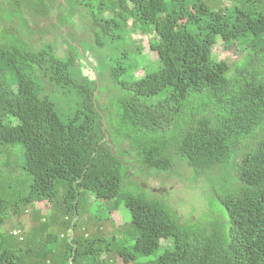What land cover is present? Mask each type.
I'll return each instance as SVG.
<instances>
[{"label": "trees", "instance_id": "16d2710c", "mask_svg": "<svg viewBox=\"0 0 264 264\" xmlns=\"http://www.w3.org/2000/svg\"><path fill=\"white\" fill-rule=\"evenodd\" d=\"M2 1L0 20L27 32L0 35V264H264V0ZM52 12L63 44L33 47V26ZM129 20L157 36L160 66L139 78L122 57L93 68L64 29L89 23L94 47L138 54ZM101 81L117 98L102 100ZM180 163L209 193L231 180L222 208L209 202L212 226L180 223L132 180ZM122 205L125 225L113 218ZM12 217L18 227L4 229ZM166 243L155 261H138Z\"/></svg>", "mask_w": 264, "mask_h": 264}, {"label": "rangeland", "instance_id": "374dc122", "mask_svg": "<svg viewBox=\"0 0 264 264\" xmlns=\"http://www.w3.org/2000/svg\"><path fill=\"white\" fill-rule=\"evenodd\" d=\"M60 1L64 3V0ZM3 5L4 1L0 0V15L3 12ZM104 14L110 17L115 15L114 12H105ZM55 18L56 15L54 12H52L47 19L39 20L38 27L32 25L33 28L36 29V32L33 33L32 36H30L29 41L33 47L39 48L44 43H52L54 42V40L58 44L61 43L60 45L63 44L62 38L58 35L64 34V31L56 30L51 25V22L55 21ZM29 19L32 20V18ZM127 24L129 28H132V32L129 36L130 41L133 43L135 48L141 47V50L138 52V54L130 51L131 49L128 48V45L125 46L124 43L120 42L105 49H98L94 47L93 44H91L93 42H90L92 41V38L89 31L90 26L88 27V25H90L89 23L86 26L87 31L85 29H82L81 32H79V29H81V27L75 24V30L70 24H68L64 29H66L67 32V29L71 30L76 37L82 39L78 42L79 44H77L79 50L80 48L82 50H80V53L83 58L89 60L88 64H90L93 68L97 66L100 71L101 69L109 68L114 64L116 59L122 57L124 61L128 63H136V69L133 71V73L136 77L139 78L144 76L146 72L160 66L159 56L156 51L151 49L150 46V41L156 40L157 36L154 32H142L139 26H136L134 28L131 20H129ZM5 30H7L8 32L14 31L19 35L20 33L21 35H23L25 32H27V29L24 26H21L16 18L13 21H8L4 18L0 20V35ZM55 38H57L58 40ZM230 60L231 62L235 61V59ZM80 63L82 65L83 74L89 76L91 72L87 64L83 60L80 61ZM103 80L106 84H110V80L108 79L107 75H104ZM99 87L102 91V94H105L104 96H102V100L105 101V103H108L107 97L110 99L117 98V95L114 94L113 96V94H110V86L103 85L102 81ZM108 123H110L109 120ZM4 161H6V159L3 160L0 158V166L2 171L6 170L7 168L5 166H2ZM176 170L178 171V173L175 174H172L171 171L162 172L158 170H149L147 175H151L153 177L145 176L136 171H132L131 176L132 180L141 184L144 190H151L154 194H157L158 196L163 198L162 200L166 201L171 209L175 212V215L180 223L184 225L191 223L202 224L204 220L206 226H212L213 223L217 221V219L215 215H211L209 202L216 210L222 208L219 196L225 189L232 186L231 180H229L227 177H224V179H222L221 177V179H219L220 182H218L216 187L209 193V182H207L205 177H201L196 180L194 174L191 172V169L188 166L183 165L182 163L179 164V167L176 168ZM11 173V177L16 183L18 182L15 179L23 178V175L21 174L18 167L13 168ZM156 174H159L158 177H156ZM20 190L24 191L25 189L21 187ZM214 213L219 215L217 211ZM12 218L13 223L7 225L4 229L11 230L13 228L12 225H14V222L18 227V218ZM113 218L115 219L116 223L124 225L127 222L131 221L130 213L124 205H122L117 210V212L113 214ZM21 221L24 228H28L32 224L31 215L25 214L24 216H22ZM18 230L20 229L17 228L13 230V232L17 233L16 231ZM56 234L58 235L59 239H65L64 236H66V232H64L63 230H56ZM92 237L93 236H91L90 238ZM86 238H88L87 235ZM119 241V239L110 240V242H112L111 244L113 245ZM169 245H171V243L162 245L150 255H138V261H155L165 251V249L169 247Z\"/></svg>", "mask_w": 264, "mask_h": 264}]
</instances>
